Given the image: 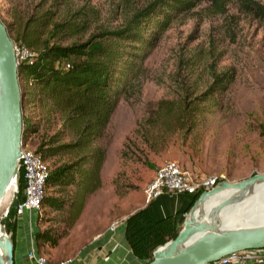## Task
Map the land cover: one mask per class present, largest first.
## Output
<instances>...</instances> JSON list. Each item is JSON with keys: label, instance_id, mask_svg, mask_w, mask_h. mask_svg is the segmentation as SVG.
Returning a JSON list of instances; mask_svg holds the SVG:
<instances>
[{"label": "rangeland", "instance_id": "obj_1", "mask_svg": "<svg viewBox=\"0 0 264 264\" xmlns=\"http://www.w3.org/2000/svg\"><path fill=\"white\" fill-rule=\"evenodd\" d=\"M152 1L0 0V17L11 26L14 38L18 19L49 11L55 23L79 28L73 38L52 40L67 45L121 28ZM249 2L264 6V0H205L171 19L154 47L135 58L132 77L94 144L105 151L100 188L72 224L67 209L43 210L39 229L52 227L63 233L62 239L75 229V236L81 237L84 230L92 233L129 217L145 206V186L169 161L194 181L212 179L215 185L264 173V16L251 12L245 6ZM17 59L24 61L21 55ZM65 63L57 66L63 68ZM230 70L234 80L226 91L198 105L197 98L212 77ZM24 114L32 112L26 107ZM35 116L40 129L31 138L33 144L59 129L57 120L48 123L43 112ZM73 159L67 154L46 163L51 167ZM22 188L19 180L18 197ZM13 191L0 203V227L12 243L16 219L6 220L3 213L12 206ZM38 247L39 256L47 261L51 248Z\"/></svg>", "mask_w": 264, "mask_h": 264}, {"label": "trees", "instance_id": "obj_2", "mask_svg": "<svg viewBox=\"0 0 264 264\" xmlns=\"http://www.w3.org/2000/svg\"><path fill=\"white\" fill-rule=\"evenodd\" d=\"M202 1L205 0H153L136 11L121 28L67 45L56 41L73 38L79 34V28L55 23L54 14L49 11L30 15L22 21L18 19L14 38L11 37V26L0 17L14 46L34 53L32 63H18L22 143L37 135L40 119L35 120V115L43 112L48 123L57 120L59 129L54 134L41 136L33 144L35 152L45 162L61 155H74L73 160L49 166L42 210L67 209L70 224L78 218L86 200L100 188L105 151L94 144L110 122L121 92L136 68V59L142 56L143 50L154 47L176 14L190 11ZM245 6L264 16V6L254 2ZM61 61L66 62L63 68L57 66ZM233 80L231 70L214 75L205 92L197 98L198 105L225 92ZM26 107L32 115L25 116ZM65 138L70 140L63 142ZM19 180L23 183L20 173L17 184ZM14 206L15 202L9 208L6 220L11 218L13 221ZM178 229L176 217L154 222L148 205L125 220V237L132 252L148 262L152 260L153 250L174 239L180 232ZM7 230L10 232L9 228ZM62 237L63 233L52 227L38 229L35 233L37 246L50 248L56 247Z\"/></svg>", "mask_w": 264, "mask_h": 264}, {"label": "water", "instance_id": "obj_3", "mask_svg": "<svg viewBox=\"0 0 264 264\" xmlns=\"http://www.w3.org/2000/svg\"><path fill=\"white\" fill-rule=\"evenodd\" d=\"M22 132L18 61L15 46L0 20V201L14 180V190H17ZM259 180H264V173L253 175L239 183L223 181L202 192L186 213L183 227L177 236L156 247L152 252V260L147 264H210L233 253L263 250L264 227L204 234L186 244L194 234L208 229L206 224L193 218L192 212L197 205L225 189L243 190ZM227 205V202H222L217 210ZM5 253L7 264H14V245L10 237L5 245Z\"/></svg>", "mask_w": 264, "mask_h": 264}, {"label": "crops", "instance_id": "obj_4", "mask_svg": "<svg viewBox=\"0 0 264 264\" xmlns=\"http://www.w3.org/2000/svg\"><path fill=\"white\" fill-rule=\"evenodd\" d=\"M194 198L181 194H163L145 205H148L149 214L154 222L176 217L180 231L186 213L194 204H192ZM127 218L128 216L114 220L92 233L86 234V231L82 230L81 237L75 236L73 229L56 247L51 248V255L47 258L46 264H147V260L138 258L132 252L126 240ZM15 222L14 264H28L26 254L29 251H35L39 255V247L35 241V233L40 225L39 218L35 213L24 212ZM113 224H116V227L110 230ZM40 248L42 249V246ZM255 254L256 259L248 264H264V249Z\"/></svg>", "mask_w": 264, "mask_h": 264}, {"label": "built area", "instance_id": "obj_5", "mask_svg": "<svg viewBox=\"0 0 264 264\" xmlns=\"http://www.w3.org/2000/svg\"><path fill=\"white\" fill-rule=\"evenodd\" d=\"M16 57L23 56L24 61L32 63L34 53L24 47H15ZM18 61V59H17ZM68 67V64L65 66ZM31 138L24 143L21 141L19 171L23 181V190L20 200L16 195L18 192L14 190L11 202L15 198L14 219L22 215L24 212L29 214L35 213L37 217H41L43 210L41 202L45 193V183L49 174L48 164L42 157L35 152ZM18 178V175H17ZM17 184V179H16ZM215 185V180L208 179L202 182L194 181L188 176L176 162H165L155 172L153 178L144 188V197L146 203H149L163 194H181L186 196H197L204 191L209 190ZM10 204L8 206H10ZM9 207L3 213L4 218L7 216ZM116 224L110 227L114 230ZM260 250H249L233 253L222 257L220 260L210 264H248L256 259L255 252ZM26 262L28 264H46V260L36 254L35 251H29L26 254Z\"/></svg>", "mask_w": 264, "mask_h": 264}, {"label": "bare ground", "instance_id": "obj_6", "mask_svg": "<svg viewBox=\"0 0 264 264\" xmlns=\"http://www.w3.org/2000/svg\"><path fill=\"white\" fill-rule=\"evenodd\" d=\"M11 182L2 200L14 189ZM0 201V203H1ZM227 202L228 205L217 210V206ZM193 218L204 223L207 230L194 234L186 244H190L204 234L224 231L251 230L264 227V180H259L243 190L225 189L206 198L192 212ZM9 237L0 227V264H7L5 245Z\"/></svg>", "mask_w": 264, "mask_h": 264}]
</instances>
